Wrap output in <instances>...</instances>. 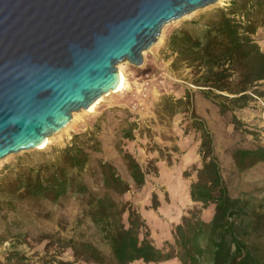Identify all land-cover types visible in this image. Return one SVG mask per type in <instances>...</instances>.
Instances as JSON below:
<instances>
[{
  "label": "rangeland",
  "instance_id": "1",
  "mask_svg": "<svg viewBox=\"0 0 264 264\" xmlns=\"http://www.w3.org/2000/svg\"><path fill=\"white\" fill-rule=\"evenodd\" d=\"M227 2L216 0L163 22L155 41L141 50L139 64L126 59L115 63L125 78L123 88L104 94L90 111H71L69 120L48 135L44 147L20 149L0 158V264H57L59 259L94 264L75 257L68 238L90 240L108 260V245L86 213L88 199L104 193L117 205L128 202L136 208L154 245L164 247L166 242H172L173 225L181 215L199 205L188 194L189 182L195 178L194 168L200 164L199 132L190 125L191 109L204 120L211 134L229 194L246 200L247 207L264 214V159L239 169L232 157L237 147L264 145V96H254L246 105L233 110L239 119L234 126L231 111L219 113L216 104L188 81L189 67H171L173 54L166 46L172 29L190 27V20L207 17L214 7ZM252 36L264 49V28L257 27ZM261 82L260 88H264V78ZM184 87L192 91V108L182 106L168 113L166 104H162L164 96H180ZM74 134L89 157L80 170L73 169L75 179L63 194L55 200H35L20 198L18 191L14 195L6 193L17 170L39 165L44 168L53 150L66 144ZM121 150L130 152L145 170L141 186H136L128 174ZM107 162L127 181L126 190L118 192L114 188L107 175ZM152 193L158 201L154 207ZM212 211L210 202L199 215L208 220ZM125 217L124 210L123 221ZM248 242L264 254V222L250 230ZM135 264L183 263L172 256L150 262L136 260Z\"/></svg>",
  "mask_w": 264,
  "mask_h": 264
},
{
  "label": "trees",
  "instance_id": "2",
  "mask_svg": "<svg viewBox=\"0 0 264 264\" xmlns=\"http://www.w3.org/2000/svg\"><path fill=\"white\" fill-rule=\"evenodd\" d=\"M190 23V27L172 29L167 36L166 46L173 54L171 67H189L188 81L216 104L219 113L231 111V121L237 126L239 119L233 110L246 105L254 96H264V88H260L264 78V49L252 36L257 27L264 28V0H228L223 6L214 7L209 16ZM162 104H166L170 114L182 106L191 109L192 91L184 87L180 96H164ZM190 114V125L199 132L200 164L194 168L195 178L189 182L188 194L199 205L181 215L180 221L173 225L172 242H166L164 247L154 245L136 208L128 202L117 205L104 193L88 199L86 213L108 245L110 258L105 260L90 240L68 238L75 257L89 259L94 264H131L134 259L150 262L172 256L183 264H264V254L248 242L250 230L264 222V214L247 207L246 200L229 194L213 151L211 134L192 109ZM76 136L55 148L44 168L39 165L17 170L6 193L14 195L18 191L16 195L20 198L35 200L43 197L55 200L63 194L75 179L73 169L80 170L89 157L86 147L75 140ZM121 156L132 181L141 186L145 170L130 152L121 150ZM232 157L236 167L243 169L264 159V145L237 147ZM106 170L118 192L128 188L127 181L111 163H106ZM210 202L213 211L204 220L199 212ZM157 204L152 193L151 206ZM57 264L73 262L59 259Z\"/></svg>",
  "mask_w": 264,
  "mask_h": 264
},
{
  "label": "water",
  "instance_id": "3",
  "mask_svg": "<svg viewBox=\"0 0 264 264\" xmlns=\"http://www.w3.org/2000/svg\"><path fill=\"white\" fill-rule=\"evenodd\" d=\"M216 0H0V158L32 148L141 62L163 22Z\"/></svg>",
  "mask_w": 264,
  "mask_h": 264
},
{
  "label": "bare ground",
  "instance_id": "4",
  "mask_svg": "<svg viewBox=\"0 0 264 264\" xmlns=\"http://www.w3.org/2000/svg\"><path fill=\"white\" fill-rule=\"evenodd\" d=\"M117 70H118V81H117L115 87L111 88L107 92L102 93L95 100H93L90 104H88L85 108H82L83 110L90 111V110L94 109L96 103L102 98V96L104 94H106L108 92H113V91L120 90L121 88H123L125 86L124 75H123V73H122V71L120 69H117ZM47 142H48V136H45L44 139L39 144H37L35 146V148H42V147H44L46 145Z\"/></svg>",
  "mask_w": 264,
  "mask_h": 264
},
{
  "label": "crops",
  "instance_id": "5",
  "mask_svg": "<svg viewBox=\"0 0 264 264\" xmlns=\"http://www.w3.org/2000/svg\"><path fill=\"white\" fill-rule=\"evenodd\" d=\"M136 260H140V259H134L133 261H131V264H135L136 263Z\"/></svg>",
  "mask_w": 264,
  "mask_h": 264
}]
</instances>
